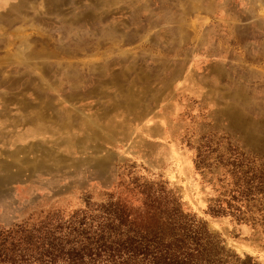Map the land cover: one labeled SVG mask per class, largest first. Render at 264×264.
I'll list each match as a JSON object with an SVG mask.
<instances>
[{
    "label": "rangeland",
    "instance_id": "1",
    "mask_svg": "<svg viewBox=\"0 0 264 264\" xmlns=\"http://www.w3.org/2000/svg\"><path fill=\"white\" fill-rule=\"evenodd\" d=\"M144 183L264 264V0H0V225Z\"/></svg>",
    "mask_w": 264,
    "mask_h": 264
},
{
    "label": "trees",
    "instance_id": "2",
    "mask_svg": "<svg viewBox=\"0 0 264 264\" xmlns=\"http://www.w3.org/2000/svg\"><path fill=\"white\" fill-rule=\"evenodd\" d=\"M137 193L0 225V264H228L205 221L161 184H141Z\"/></svg>",
    "mask_w": 264,
    "mask_h": 264
}]
</instances>
